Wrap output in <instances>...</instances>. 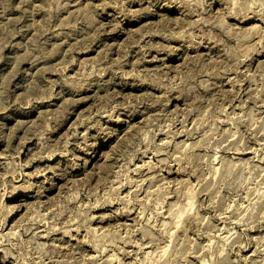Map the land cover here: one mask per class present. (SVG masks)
Returning <instances> with one entry per match:
<instances>
[{"label": "rangeland", "instance_id": "1", "mask_svg": "<svg viewBox=\"0 0 264 264\" xmlns=\"http://www.w3.org/2000/svg\"><path fill=\"white\" fill-rule=\"evenodd\" d=\"M0 264H264V0H0Z\"/></svg>", "mask_w": 264, "mask_h": 264}, {"label": "bare ground", "instance_id": "2", "mask_svg": "<svg viewBox=\"0 0 264 264\" xmlns=\"http://www.w3.org/2000/svg\"><path fill=\"white\" fill-rule=\"evenodd\" d=\"M191 207V206H190ZM182 215L183 214H181L180 216H179V219H178V221L177 222H180V220H181V218H182ZM164 225H167V224H164ZM178 226V225H177ZM170 232V231H169ZM169 234V233H168ZM169 235H173L174 236V234H173V232L172 233H170Z\"/></svg>", "mask_w": 264, "mask_h": 264}]
</instances>
